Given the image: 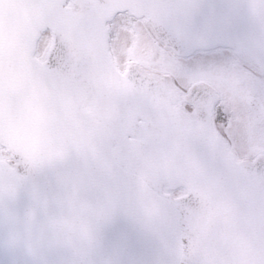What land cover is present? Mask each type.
Segmentation results:
<instances>
[{
    "label": "water",
    "instance_id": "95a60500",
    "mask_svg": "<svg viewBox=\"0 0 264 264\" xmlns=\"http://www.w3.org/2000/svg\"><path fill=\"white\" fill-rule=\"evenodd\" d=\"M125 10L178 54L228 46L264 72V0H0V264H264V172L215 138L205 83L187 115L163 78L113 66Z\"/></svg>",
    "mask_w": 264,
    "mask_h": 264
},
{
    "label": "rangeland",
    "instance_id": "374dc122",
    "mask_svg": "<svg viewBox=\"0 0 264 264\" xmlns=\"http://www.w3.org/2000/svg\"><path fill=\"white\" fill-rule=\"evenodd\" d=\"M144 25V20L130 17L127 12L113 18L111 27L109 26L112 35L111 55L115 66L120 70L127 64H135L144 72L164 77L169 87L177 88L182 97L190 82L200 78L207 80L215 88L219 82L228 80L226 75L228 71L224 70L227 67L224 60L230 57L228 50L220 49L216 52H211L212 49L195 50L188 55L179 56L156 40L152 31L147 30L149 26ZM49 43L50 32L43 30L37 39L35 50L38 58H44ZM184 100L180 99V102L170 104L173 109L181 108L188 112L192 106ZM210 123L214 126L213 122ZM0 158L10 165L13 164L9 152L2 146ZM162 191L169 193L171 197H177L183 189L180 186L170 188L162 185Z\"/></svg>",
    "mask_w": 264,
    "mask_h": 264
},
{
    "label": "flooded vegetation",
    "instance_id": "af4514ba",
    "mask_svg": "<svg viewBox=\"0 0 264 264\" xmlns=\"http://www.w3.org/2000/svg\"><path fill=\"white\" fill-rule=\"evenodd\" d=\"M111 37L109 30V44ZM220 49L224 48L211 52ZM226 50L230 57L224 60L227 67L223 68L228 71L224 73L228 80L219 82L216 88L204 80L215 95L212 128L236 162L264 160V73L236 57L231 49ZM200 80L203 82V78Z\"/></svg>",
    "mask_w": 264,
    "mask_h": 264
},
{
    "label": "bare ground",
    "instance_id": "6f19581e",
    "mask_svg": "<svg viewBox=\"0 0 264 264\" xmlns=\"http://www.w3.org/2000/svg\"><path fill=\"white\" fill-rule=\"evenodd\" d=\"M147 30H150L149 28H147ZM162 85H164V87H165V89L167 90V91H170V92H172V95H170L171 97H170V99L172 100L171 101V103H173V102H175V103H178V102H180V98H179V96H178V94H177V92L173 89V88H171V87H169V85H168V83L167 82H164ZM164 94H166L165 92H163ZM216 138V137H215ZM217 139V138H216ZM218 140V139H217ZM219 141V140H218ZM220 142V141H219ZM223 151V150H222ZM255 167H257L260 171H262V173L264 172V160H258V161H255V163L253 164ZM249 166H252V165H249ZM264 174V173H263ZM257 176L256 175H254L253 177H252V180H254L255 182H257ZM241 185L242 184H240L239 183V186H238V188H237V190H242V189H244V188H241Z\"/></svg>",
    "mask_w": 264,
    "mask_h": 264
}]
</instances>
